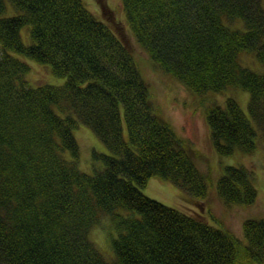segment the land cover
Listing matches in <instances>:
<instances>
[{
    "label": "trees",
    "instance_id": "16d2710c",
    "mask_svg": "<svg viewBox=\"0 0 264 264\" xmlns=\"http://www.w3.org/2000/svg\"><path fill=\"white\" fill-rule=\"evenodd\" d=\"M121 3L152 65L203 105L226 94L204 110L219 154L264 144L263 0ZM29 60L63 83L32 85ZM78 124L110 151L92 150V172L79 165ZM198 156L155 110L130 45L84 0H0V264H264V217L246 219L240 239L145 194L157 176L194 202L206 198L212 178ZM249 173L223 166L215 193L224 206L254 202ZM104 216L109 258L88 235Z\"/></svg>",
    "mask_w": 264,
    "mask_h": 264
},
{
    "label": "rangeland",
    "instance_id": "374dc122",
    "mask_svg": "<svg viewBox=\"0 0 264 264\" xmlns=\"http://www.w3.org/2000/svg\"><path fill=\"white\" fill-rule=\"evenodd\" d=\"M84 3L92 13L99 19L105 20L118 36L130 45L132 55L149 85L155 110L170 121L176 132L186 138L198 151L197 166L212 178L209 182L207 197L198 202L184 196L176 185L157 176H152L147 180L143 188L145 194L170 206L200 212L208 223L228 228L236 237L243 239V222L249 218L264 217V144L262 140L258 137L257 146L251 153L219 154L212 146L204 110L206 104L223 103L226 94L216 92L205 95L207 102L203 105L199 95L197 97L174 77L152 65L147 53L136 43L126 23L121 0H84ZM28 63L27 79L32 85L43 82L63 83L64 77L49 73L46 66L31 60ZM231 94L243 111L248 114V93L238 89ZM73 133L80 151L79 165L84 171L92 172V150L106 153L110 151L104 142L83 124L74 127ZM228 164H242L249 170L250 179L257 189V196L252 204L228 207L224 206L217 197L216 181L223 166ZM110 222V219L104 216L91 227L88 234L97 248L108 258L113 253L111 247L113 230Z\"/></svg>",
    "mask_w": 264,
    "mask_h": 264
}]
</instances>
